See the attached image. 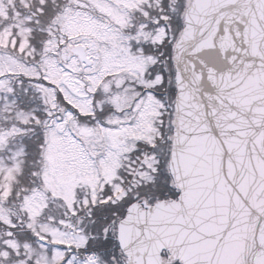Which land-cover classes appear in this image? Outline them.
I'll list each match as a JSON object with an SVG mask.
<instances>
[{
    "label": "snow or ice",
    "instance_id": "snow-or-ice-1",
    "mask_svg": "<svg viewBox=\"0 0 264 264\" xmlns=\"http://www.w3.org/2000/svg\"><path fill=\"white\" fill-rule=\"evenodd\" d=\"M0 264H264V0H0Z\"/></svg>",
    "mask_w": 264,
    "mask_h": 264
}]
</instances>
